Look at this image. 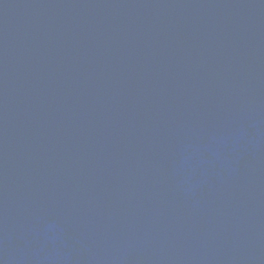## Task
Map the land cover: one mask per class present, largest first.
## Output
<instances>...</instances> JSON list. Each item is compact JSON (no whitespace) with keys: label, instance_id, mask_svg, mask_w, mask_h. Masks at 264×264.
<instances>
[{"label":"water","instance_id":"95a60500","mask_svg":"<svg viewBox=\"0 0 264 264\" xmlns=\"http://www.w3.org/2000/svg\"><path fill=\"white\" fill-rule=\"evenodd\" d=\"M0 264H264V0H0Z\"/></svg>","mask_w":264,"mask_h":264}]
</instances>
